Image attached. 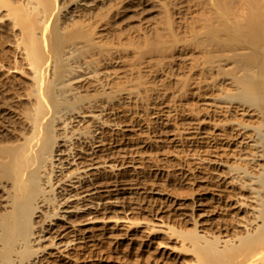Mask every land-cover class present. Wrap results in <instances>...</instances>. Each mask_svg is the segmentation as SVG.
I'll return each mask as SVG.
<instances>
[{"label":"bare ground","instance_id":"obj_1","mask_svg":"<svg viewBox=\"0 0 264 264\" xmlns=\"http://www.w3.org/2000/svg\"><path fill=\"white\" fill-rule=\"evenodd\" d=\"M116 229L155 264H264V0H0V264H94Z\"/></svg>","mask_w":264,"mask_h":264},{"label":"rangeland","instance_id":"obj_2","mask_svg":"<svg viewBox=\"0 0 264 264\" xmlns=\"http://www.w3.org/2000/svg\"><path fill=\"white\" fill-rule=\"evenodd\" d=\"M167 1L172 8L173 14L176 15L179 13V6L184 3H189L191 0ZM146 3L147 2H140L134 4V6L128 10L127 16L120 21V26L126 28L143 24L147 20L156 19L159 16L158 10L152 4ZM148 183L150 184L151 182ZM158 186L167 192L182 196H192L196 193V190L197 192L208 190V188L193 185L183 179L171 182L167 180H160V184H158ZM180 212H182V210H172L170 212L138 210L131 212L129 216L135 220H150L152 222H157L160 217L168 218L171 215H179ZM125 214L126 213H118L119 216H125ZM116 215L117 213L114 212L107 213L109 220L114 218ZM158 251L159 250H157V248L146 246L139 240L126 236L122 230L116 229L113 231V234L105 238L104 241L98 240V245L92 246L88 254L92 255L94 258L102 256V259L95 260L96 263L94 264H155L154 257L159 256ZM167 252L164 251L165 258L166 256H170V259L168 260H171L174 264H182V257L179 255L177 257V255H175L176 253Z\"/></svg>","mask_w":264,"mask_h":264}]
</instances>
